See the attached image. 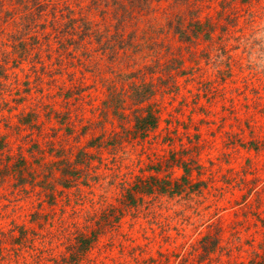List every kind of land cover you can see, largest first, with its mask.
<instances>
[{
    "label": "rangeland",
    "instance_id": "rangeland-1",
    "mask_svg": "<svg viewBox=\"0 0 264 264\" xmlns=\"http://www.w3.org/2000/svg\"><path fill=\"white\" fill-rule=\"evenodd\" d=\"M114 1L0 0V264H264V0Z\"/></svg>",
    "mask_w": 264,
    "mask_h": 264
},
{
    "label": "trees",
    "instance_id": "trees-1",
    "mask_svg": "<svg viewBox=\"0 0 264 264\" xmlns=\"http://www.w3.org/2000/svg\"><path fill=\"white\" fill-rule=\"evenodd\" d=\"M142 1L144 2L145 0H142ZM178 1L180 0H175V2H178ZM137 2H140V0H130L129 1V3L131 4L137 3ZM116 5L120 8L124 7V9H127L122 1L115 0L114 6ZM171 24L173 23L171 22ZM196 25H197L196 27L197 31L202 30L205 27L204 24H202L200 21ZM173 28L180 34V36L184 37V40H188L189 36L187 35L185 29L179 23H176V25L173 24ZM157 65H160L159 62H157ZM165 68L167 69L169 68V66L165 65ZM150 94H152V91L149 93L145 85L141 86L135 83L132 85V93L130 95H131V99L133 100V104L135 105L142 104L149 97ZM105 109L106 110L103 112L104 118L108 116L109 110H111V112L114 115H117L118 117H121V118L124 117L125 114L122 110L125 109V106H124V99H122L121 94L117 93L115 90H111L109 100L105 101ZM146 111H147V108L142 107V106L137 107V109L132 111L134 114L133 128H134V131L140 135L145 134L150 128H154L157 124V117L154 116V114L150 112H148L145 115L140 114V112H146ZM113 137L112 138L114 140H117L115 135ZM134 195L135 194L133 193V191L129 189L128 193L126 194V197L128 199L130 198L131 200H134ZM125 200L127 199L125 198Z\"/></svg>",
    "mask_w": 264,
    "mask_h": 264
}]
</instances>
